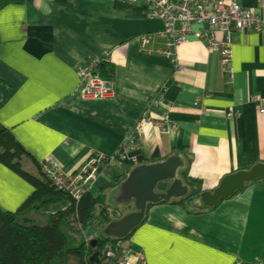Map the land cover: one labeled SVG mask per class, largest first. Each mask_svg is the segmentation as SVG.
Here are the masks:
<instances>
[{
	"label": "crops",
	"instance_id": "0c3cea01",
	"mask_svg": "<svg viewBox=\"0 0 264 264\" xmlns=\"http://www.w3.org/2000/svg\"><path fill=\"white\" fill-rule=\"evenodd\" d=\"M229 1L258 11L257 0ZM147 11L118 0H0V125L28 153L21 161L25 171L37 175L38 164L49 159L74 174L93 154L116 153L144 113L167 121L163 130L147 125L141 148L130 154L138 163L106 170L92 196L102 192L109 199L133 168L169 157L180 159L184 179L201 193L264 163L263 34L231 31L226 77L219 55L194 35L167 47L163 22L147 18ZM140 37L147 38L150 53L140 51ZM168 48L171 58L158 54ZM104 53L99 70L114 81L113 95L82 99L77 71ZM228 112L237 117L228 118ZM31 192L0 164L1 210L17 211ZM84 232L97 236L92 227ZM126 246L131 264L264 263V179L212 207L196 198L187 209L150 205Z\"/></svg>",
	"mask_w": 264,
	"mask_h": 264
},
{
	"label": "built area",
	"instance_id": "2783aa9c",
	"mask_svg": "<svg viewBox=\"0 0 264 264\" xmlns=\"http://www.w3.org/2000/svg\"><path fill=\"white\" fill-rule=\"evenodd\" d=\"M120 2L137 5L142 4L146 8L147 18L159 19L163 22L161 35L169 39L167 47H175L186 43L191 35L206 44L209 53H217L220 58L222 72L230 77V63L232 60L231 42L229 39L232 30L252 31L264 36V0H257L258 11L252 12L235 2L229 0H118ZM198 27L197 32L193 27ZM223 33L222 38L217 33ZM225 33V34H224ZM140 51L150 53L147 46V38L140 37ZM158 54L171 58V50L159 49ZM107 53L99 62L87 67L79 68L77 76L80 81V96L85 100H103L110 98L114 91V81L101 75L99 66L104 63ZM182 70V68H179ZM259 114H264V108L260 107ZM228 118L237 117L228 112ZM161 121H152L144 113L125 142L122 143L116 153L104 155L95 153L84 163L76 173L66 174L59 165L49 159L38 164L40 173L51 183L53 187L67 194L74 200H78L84 193H90L97 179L109 168H124L125 161L136 165L138 159L130 157L132 151L141 148L145 127L152 124L158 127ZM162 122H164L162 120ZM166 122V121H165ZM164 122V123H165ZM86 238V236L84 235ZM91 237L86 238L89 242ZM103 256L97 264H131L130 250L119 242L104 250ZM140 264H146L141 260ZM255 264H264L261 262Z\"/></svg>",
	"mask_w": 264,
	"mask_h": 264
},
{
	"label": "trees",
	"instance_id": "16d2710c",
	"mask_svg": "<svg viewBox=\"0 0 264 264\" xmlns=\"http://www.w3.org/2000/svg\"><path fill=\"white\" fill-rule=\"evenodd\" d=\"M100 72L101 75L104 74ZM26 155L28 153L10 130L0 125V164L32 188L31 194L17 211L6 212L0 209V264H71L72 261L74 264H95L94 260L91 261L93 254L98 253L101 259L105 247L119 242L128 244L130 235L125 240H118L106 238L100 233L95 238L97 245L93 248L84 237V231L88 228L103 229L109 222L114 221L109 216V209L120 210L118 204L113 202L119 194L116 193L117 196L115 194L108 199L106 193L101 192L97 197L84 193L80 199L74 200L53 187L40 173L39 167L37 175L25 171L21 161ZM186 173V168L180 170L179 177L188 185V195L162 203L187 209V204L192 203L193 199H200L199 187L193 188L192 182L184 179ZM125 177L119 184L117 182L114 185L115 188L120 186ZM62 201L68 203L65 209L54 214L39 213L46 206ZM108 201L112 204L111 208L106 203ZM123 207L129 206H122L121 210ZM131 211L129 207L123 215Z\"/></svg>",
	"mask_w": 264,
	"mask_h": 264
},
{
	"label": "water",
	"instance_id": "95a60500",
	"mask_svg": "<svg viewBox=\"0 0 264 264\" xmlns=\"http://www.w3.org/2000/svg\"><path fill=\"white\" fill-rule=\"evenodd\" d=\"M182 163L177 157H169L162 162L139 165L133 168L126 179L117 188L119 194L115 204L133 206V211L118 220L111 221L100 231L106 238L125 240L145 219L149 205L169 202L188 195L189 188L179 178ZM264 179V163L256 164L248 171H237L222 178L212 192H202L199 200L206 207L214 206L218 201L227 199L242 191L246 184ZM91 247L97 245V239L90 241ZM104 254V253H103ZM99 262L98 253L91 261Z\"/></svg>",
	"mask_w": 264,
	"mask_h": 264
},
{
	"label": "rangeland",
	"instance_id": "374dc122",
	"mask_svg": "<svg viewBox=\"0 0 264 264\" xmlns=\"http://www.w3.org/2000/svg\"><path fill=\"white\" fill-rule=\"evenodd\" d=\"M220 39V38H219ZM172 60H174V59H172ZM161 124L158 126V128L159 129H162L163 130V127H164V125H165V123H167V121L164 123V122H160ZM152 125V124H151ZM155 127V126H154ZM155 128H157V127H155ZM122 145V144H121ZM88 161V160H87ZM108 205H110V201H108V202H106ZM191 204V203H190ZM111 206H112V204L110 205V208H111ZM118 206V208L120 209V210H112V209H109V216L111 217V219H114V221L115 220H118L119 218H120V216H122L123 215V213H125L126 211H128L129 210V207H123V209L121 210V208H122V205H120V204H118L117 205ZM131 207V209H133V206H130ZM187 207H189V204H187ZM18 210V209H17ZM124 216V215H123ZM122 216V217H123ZM42 220V219H41ZM94 228V230H95V234L96 235H99L100 234V231H101V229L102 228H100V227H93ZM84 234L85 235H87L86 234V232H84ZM89 237V236H88ZM91 240L93 239V237L91 236V238H90ZM107 247H105V249H106ZM104 249V250H105ZM71 264H74L73 263V261L71 262Z\"/></svg>",
	"mask_w": 264,
	"mask_h": 264
},
{
	"label": "bare ground",
	"instance_id": "6f19581e",
	"mask_svg": "<svg viewBox=\"0 0 264 264\" xmlns=\"http://www.w3.org/2000/svg\"><path fill=\"white\" fill-rule=\"evenodd\" d=\"M79 171H80V169H79ZM125 179H126V177H125ZM125 179H124V180H125ZM124 180H123V181H124ZM123 181H122V182H123Z\"/></svg>",
	"mask_w": 264,
	"mask_h": 264
},
{
	"label": "flooded vegetation",
	"instance_id": "af4514ba",
	"mask_svg": "<svg viewBox=\"0 0 264 264\" xmlns=\"http://www.w3.org/2000/svg\"><path fill=\"white\" fill-rule=\"evenodd\" d=\"M129 207H130V206H129ZM132 211H133V209H132ZM132 211H131V212H132Z\"/></svg>",
	"mask_w": 264,
	"mask_h": 264
},
{
	"label": "clouds",
	"instance_id": "9594fccd",
	"mask_svg": "<svg viewBox=\"0 0 264 264\" xmlns=\"http://www.w3.org/2000/svg\"><path fill=\"white\" fill-rule=\"evenodd\" d=\"M93 240V239H92ZM91 241V240H90Z\"/></svg>",
	"mask_w": 264,
	"mask_h": 264
}]
</instances>
